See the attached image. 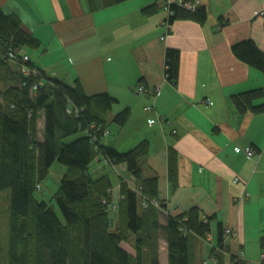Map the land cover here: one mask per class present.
I'll return each mask as SVG.
<instances>
[{
    "label": "crops",
    "instance_id": "0c3cea01",
    "mask_svg": "<svg viewBox=\"0 0 264 264\" xmlns=\"http://www.w3.org/2000/svg\"><path fill=\"white\" fill-rule=\"evenodd\" d=\"M201 4L205 24L175 21L168 32L162 25L165 15H158L155 0H127L108 9H102L99 0H0V9L6 16L17 17L39 42L40 48L27 55L46 77L68 86L78 82L88 96L108 94L117 101L111 118L130 110L124 127L112 126L121 140L130 128L138 132L128 151L143 141L149 143L142 175L158 179V202L165 208L160 226L165 225L167 215L177 217L197 208L203 213L202 220L213 216L210 243L206 237L188 236L189 242L199 243V251L208 248L205 264H235L232 257L239 254L246 264H260L264 114L239 115L230 98L264 88L263 75L236 60L231 52L234 44L251 40L264 53V22L254 16L264 11V0H201ZM151 7L156 11L145 14ZM168 49L180 53L176 85L168 83L164 75ZM139 85L148 93L138 95ZM155 88L159 93L152 97ZM149 106L153 112L148 114L143 109ZM158 118L163 119L162 125L148 126L149 120ZM112 126L100 145L119 152L118 145L102 142L111 136ZM37 127L41 140L43 118ZM247 147L256 153L251 160L243 153ZM170 149L178 155L175 189L168 181ZM130 179L121 181L132 190L136 181ZM113 189L112 203L118 198L117 203L119 184ZM132 191L144 208L141 195ZM219 225L234 235L226 238L227 255L212 259ZM162 243L158 260L167 264L166 244ZM123 244L121 248L134 255ZM252 249L259 251L256 262L247 258Z\"/></svg>",
    "mask_w": 264,
    "mask_h": 264
},
{
    "label": "trees",
    "instance_id": "16d2710c",
    "mask_svg": "<svg viewBox=\"0 0 264 264\" xmlns=\"http://www.w3.org/2000/svg\"><path fill=\"white\" fill-rule=\"evenodd\" d=\"M102 9L127 0H99ZM93 10V8H91ZM156 11L151 7L145 14ZM168 23L192 21L203 25V7L194 13L173 8ZM39 42L27 32L20 20L6 16L0 9V200L8 193V221L5 250H0V264H159V241L166 244L167 264H190V234L205 239L211 232L213 216L191 208L177 217L166 216L159 224L164 206L158 202V179H145L142 168L148 161L149 143L143 141L126 153L100 145L108 127L122 128L130 118L125 109L110 117L117 101L108 94L86 95L78 82L74 86L46 77L31 62L27 51H36ZM12 52L18 64L11 66L6 56ZM232 55L242 64L264 77V53L251 41L231 47ZM28 56V62L20 59ZM180 53L165 52V79L176 85ZM20 65L37 70L29 77L21 74ZM36 89L33 90V87ZM239 115L264 114V88L231 96ZM258 102H262L257 104ZM43 118L42 139L38 138V121ZM76 137L71 142L67 141ZM112 166H124L136 181L140 195L148 202L140 208L137 194L125 184L120 186L116 219L111 216V184L106 176L93 179L89 167L98 157ZM176 151L168 152V181L177 183ZM65 168L52 206L40 202L35 194L54 162ZM159 203V202H158ZM116 220V221H115ZM224 230L218 226V247L222 249ZM131 246L134 255L121 248ZM264 264V238L259 241ZM217 255L212 249L210 257ZM235 264H246L232 257Z\"/></svg>",
    "mask_w": 264,
    "mask_h": 264
},
{
    "label": "rangeland",
    "instance_id": "374dc122",
    "mask_svg": "<svg viewBox=\"0 0 264 264\" xmlns=\"http://www.w3.org/2000/svg\"><path fill=\"white\" fill-rule=\"evenodd\" d=\"M158 15H162L164 16V14L158 10ZM32 51H27V53H31ZM112 126V125H111ZM115 126V125H113ZM110 127L109 130L111 132V136L105 137L104 140L102 141L104 145H110V144H115L118 145V147L116 148L120 153L126 152L129 150V148H131L132 145V141L135 139V137L137 136L138 132L133 129L130 128L127 130L128 133H126L125 138H122V140L118 137L116 138V133L114 131V128ZM76 137L71 138L67 141L71 142L72 140H74ZM106 164H104V163ZM108 163L105 162L101 156H98L90 165V169H89V174L93 179L102 177V176H106L108 177L112 188H116L117 184H119V190H120V186L121 184H125L123 183L121 180L123 179H127V180H131V176L124 171L123 167L124 166H117V167H111L109 165H107ZM66 170L64 167H62L60 164H58L56 161L53 163L52 167L50 168L49 174L46 177L45 180H43L40 183V190L36 192L35 194V198L40 201V202H44L45 204H47L48 206H52L54 209V212L56 214V216L58 217L59 221L61 223H63L62 217L60 215V213L58 212L56 206L54 205V202L52 200L54 194L57 192V190L59 189V185H60V181L63 177V175L65 174ZM120 172V173H119ZM121 181V182H120ZM120 182V183H119ZM126 186H128L127 184H125ZM134 191H138L137 186L136 187H132ZM130 189V188H129ZM131 190V189H130ZM113 192V195L116 196V192L115 189H113V191H111V194ZM119 197H120V191H118ZM8 193H3L1 195V200H0V250L3 251L5 250V245H6V228H7V221H8V202H7V196ZM116 200L118 201V198H115V202L112 203L110 206V211H111V216L116 219V205L118 204V202L116 203ZM142 202V201H141ZM159 204V203H158ZM154 207V206H153ZM160 205L157 206V209H159ZM116 221V220H115ZM227 230V229H224ZM188 246H189V260H190V264H198L197 262H199L200 260H203L202 264H205L204 260H208V248L205 247L202 249V251H199V243L196 241H191L188 242ZM162 240L159 241V247L162 249ZM201 246V245H200ZM203 246V245H202ZM123 247L128 250L131 249V246L128 244H123ZM249 253V252H247ZM259 251L257 250H251V253L248 254L247 258L251 261H258V257H259ZM159 255V254H158Z\"/></svg>",
    "mask_w": 264,
    "mask_h": 264
},
{
    "label": "built area",
    "instance_id": "2783aa9c",
    "mask_svg": "<svg viewBox=\"0 0 264 264\" xmlns=\"http://www.w3.org/2000/svg\"><path fill=\"white\" fill-rule=\"evenodd\" d=\"M155 2L157 5V8L165 15V21L163 22L162 25H163V27L166 28L167 32L169 31V28H170L168 20L174 14L173 8H178V9L184 10V11L189 12V13H194L197 9L202 7L201 0H155ZM254 16L256 19H260L264 22V11H259V12L255 13ZM6 59L8 60V62L10 63L11 66H15V65L18 66V64L15 61L16 60L15 56L12 52H8ZM28 60H29L28 56L24 55L20 59V62H21V64H24V63L28 62ZM18 68H19L21 74H23L26 77H29L31 75H34V76L37 75V70L29 69L25 65H20ZM35 89H36V86L33 87V90H35ZM136 92L138 95L147 94L148 90L143 85H139L136 88ZM158 93H159V89H157V88H155L154 90L151 91V95H153L152 97H156L158 95ZM206 103L210 104L209 101H206ZM143 111L145 113H148V114L152 113L153 107H151V106L145 107L143 109ZM163 122L164 121L161 118H158L156 120H149L148 126L151 127L155 124L162 125ZM105 134L108 135L107 132ZM243 153H244V156L246 157V159H248V160H251L256 155V153L249 147L245 148ZM234 183H237V180H235ZM137 193L140 194V189H138ZM147 204H148V202L146 201V199L142 198V205L144 208L147 207ZM149 204L154 206V207L159 206L157 201H151V202H149ZM232 235H234V234L232 233L231 230H228V229L224 230V236H223L224 240H223V244H222L223 248L220 249L218 246H214V247H212L214 252L226 256L227 252H228V249H227V246L225 243L226 238L231 237ZM206 242H208V243L211 242V238L209 236H206ZM235 257H236V259H239V260H243V258H244L243 254H239L238 256L236 255Z\"/></svg>",
    "mask_w": 264,
    "mask_h": 264
}]
</instances>
